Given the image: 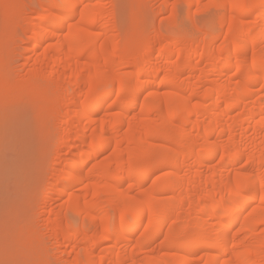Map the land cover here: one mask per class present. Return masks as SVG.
<instances>
[{
  "label": "bare ground",
  "instance_id": "bare-ground-1",
  "mask_svg": "<svg viewBox=\"0 0 264 264\" xmlns=\"http://www.w3.org/2000/svg\"><path fill=\"white\" fill-rule=\"evenodd\" d=\"M203 1L163 0V28L120 35L130 0H0L35 56L14 82L5 69L0 114L46 100L58 137L26 217L57 263L264 264V0H208L223 13L208 42L174 17Z\"/></svg>",
  "mask_w": 264,
  "mask_h": 264
},
{
  "label": "rangeland",
  "instance_id": "rangeland-1",
  "mask_svg": "<svg viewBox=\"0 0 264 264\" xmlns=\"http://www.w3.org/2000/svg\"><path fill=\"white\" fill-rule=\"evenodd\" d=\"M128 2H123L124 4L119 6L123 15L120 14L124 16L120 31L117 33L120 35L125 33V35H130V29L133 31L134 28L139 33L141 31L153 32L158 28H163L162 24H159L160 21H167L172 16L171 10L165 11L162 9L164 7L163 0H146L144 5H140V9L137 7L139 17L136 16L135 3L132 4V0H130V3ZM210 6L211 3L209 4L208 0H204L200 7L197 6L192 9V15H190L192 17L187 18L183 4L182 6L180 2L176 4L175 12L173 11L174 17L177 28L182 31L184 37L190 38L198 35L196 27H202L206 35L203 37L200 34L203 38L201 39L202 41H209L210 33L218 27L221 15H223L216 6L215 8L218 10L213 7L214 5ZM107 8L111 10L110 5H107ZM212 8L213 10H211ZM2 12L3 10L0 13ZM220 13L222 14L219 16ZM3 14H0V80L4 76L5 69L13 63L10 68L15 72L12 79L14 82L32 66L33 59L27 61V58H34L35 56L24 49L30 48L29 44L26 43L20 46L18 44L17 40L23 34L14 25L17 20L16 17L10 15L9 22L6 19L8 16H4L6 18L3 17L4 21H2ZM141 16H145L147 20L142 21ZM5 23H7V26H5ZM202 44L204 43L202 42ZM36 102L30 107L27 104L29 109L25 106H19L17 103H12L9 108H5L3 114L1 113L2 115L0 114V264H59L53 259L54 255H57L54 241L52 242L49 236L46 238L44 236L42 241L45 243H41V240L38 244L35 243L36 239L29 233L32 232L31 228H35V226L29 229L28 227L31 225L28 226L27 222L29 221L26 220L31 212V215L34 216V212L40 214L44 210L42 200L46 195L44 189L48 185H45V182L40 183L44 179V176L41 175V168H46L55 159L52 150L58 141V137L50 134L47 129L46 116L43 114L47 111L44 110L45 106L43 105L47 101L37 99ZM21 107L27 108L29 112ZM61 164L62 166L59 168ZM61 164L55 166L62 169L66 163L62 162ZM166 171L164 168L156 169L152 181L168 172ZM41 184L45 187L43 188ZM126 186L128 187V183L125 184ZM38 199L40 202L38 201L37 204ZM63 203L64 200H57L55 197L51 201V208L58 210ZM66 220L70 222L72 229L80 226L86 227V222L83 220H72L71 217ZM67 250L68 252L64 255L67 256L69 253V256H63L64 258L70 257V259L74 257V252L77 253L78 251L79 254L83 252L81 247L75 249V251L72 250L73 252L70 251V248Z\"/></svg>",
  "mask_w": 264,
  "mask_h": 264
}]
</instances>
